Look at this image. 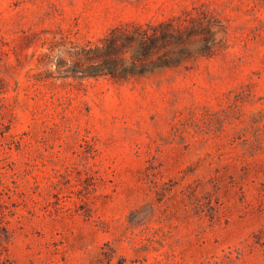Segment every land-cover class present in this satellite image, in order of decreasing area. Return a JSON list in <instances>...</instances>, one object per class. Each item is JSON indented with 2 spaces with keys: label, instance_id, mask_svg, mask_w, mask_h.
<instances>
[{
  "label": "rangeland",
  "instance_id": "374dc122",
  "mask_svg": "<svg viewBox=\"0 0 264 264\" xmlns=\"http://www.w3.org/2000/svg\"><path fill=\"white\" fill-rule=\"evenodd\" d=\"M0 264H264V0H0Z\"/></svg>",
  "mask_w": 264,
  "mask_h": 264
},
{
  "label": "trees",
  "instance_id": "16d2710c",
  "mask_svg": "<svg viewBox=\"0 0 264 264\" xmlns=\"http://www.w3.org/2000/svg\"><path fill=\"white\" fill-rule=\"evenodd\" d=\"M180 32L174 30V26L172 24H163L161 28H143L141 32V41L139 50L141 53L148 55L152 52L155 47L164 46L171 40L179 39ZM109 54H105L103 65L97 67L93 70L86 72V75H100L105 73L106 69H108V65H110V61H112V56L110 53H114L118 50V45L116 42L110 44Z\"/></svg>",
  "mask_w": 264,
  "mask_h": 264
}]
</instances>
